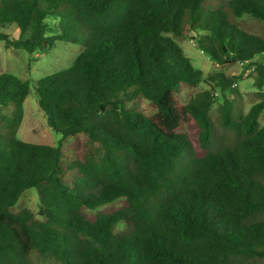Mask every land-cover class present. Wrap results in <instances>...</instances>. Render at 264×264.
Returning a JSON list of instances; mask_svg holds the SVG:
<instances>
[{"label":"trees","instance_id":"1","mask_svg":"<svg viewBox=\"0 0 264 264\" xmlns=\"http://www.w3.org/2000/svg\"><path fill=\"white\" fill-rule=\"evenodd\" d=\"M205 1L0 0L7 48L81 47L33 84L57 146L18 137L30 83L0 74V264H33L31 253L55 264H264V94L244 114L227 93L236 77L204 75L168 35L193 39L217 67L252 65L258 90L264 39ZM226 7L264 24V0ZM10 26L18 38L2 32ZM201 82L209 89L183 103L182 89ZM28 189L39 212L13 213ZM119 223L130 230L117 234Z\"/></svg>","mask_w":264,"mask_h":264},{"label":"rangeland","instance_id":"2","mask_svg":"<svg viewBox=\"0 0 264 264\" xmlns=\"http://www.w3.org/2000/svg\"><path fill=\"white\" fill-rule=\"evenodd\" d=\"M229 0H206L204 8L208 10L222 9L227 15L231 23L239 29L261 37L264 39V24L252 18L242 16L235 18L230 15L226 5ZM49 35H54L57 32V20L51 17L45 19ZM3 33L10 38H18V32L14 26L6 27L2 30ZM182 49L184 55L190 60L193 68L201 70L204 75L208 73H224L229 77H236L232 85V89L227 93L235 102V105L244 114L249 109L260 101L259 93L264 94V87L258 90L256 86L257 76L252 65L244 64H228L222 67L213 65L210 58L203 54L195 45L191 38L176 37L168 35ZM197 36V34H193ZM81 47L70 43L55 41L51 49L44 52H36L28 54L23 50L7 48L0 41V74L9 73L22 81L30 83V93L24 102V114L22 122L18 128V137L27 143H42L52 146H57L61 135L51 131L46 124L45 117L37 105V96L33 89V84L43 77L52 75L56 72L69 68L75 58L80 54ZM209 87L204 82L197 85L196 88H183L181 91L182 102H187L197 93L208 90ZM221 103V96L218 89L214 91V103L211 107L210 114L212 118L216 115L218 105ZM138 108L148 111L149 108L146 102H138L130 104ZM6 113V111H3ZM259 126L264 125V110L258 118ZM221 132H217L219 136ZM70 139H67L62 144L64 152V163L74 158V152L70 148ZM23 209H28L34 213H38L40 203L35 189H28L20 196L18 202L11 208L13 213H17ZM130 230L128 224L119 223L116 225L115 232L117 234H125ZM30 260L33 264H55L49 261H41L36 257L35 253L30 254Z\"/></svg>","mask_w":264,"mask_h":264}]
</instances>
